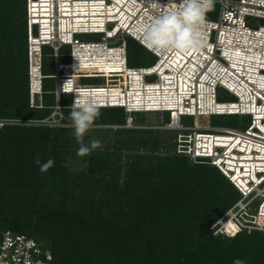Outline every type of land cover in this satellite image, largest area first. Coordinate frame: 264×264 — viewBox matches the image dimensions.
<instances>
[{
    "label": "built area",
    "instance_id": "built-area-1",
    "mask_svg": "<svg viewBox=\"0 0 264 264\" xmlns=\"http://www.w3.org/2000/svg\"><path fill=\"white\" fill-rule=\"evenodd\" d=\"M181 0H26L29 104L42 109L46 79L54 87L52 113L40 127L63 124L75 91L86 92L99 109H123L124 125L143 129L133 114H167L157 130L177 132V154L217 168L240 199L212 227L214 236L264 234V0H215L216 21L200 26L202 42L186 50H149L144 32L152 18ZM83 37H92L84 40ZM129 39L156 59L149 67L129 66ZM53 73L45 75L44 59ZM69 61V62H68ZM177 64V65H176ZM82 80L103 83L82 84ZM152 80H155L152 82ZM71 82L72 91L63 86ZM229 96L234 101H223ZM63 97L70 99L63 104ZM237 116L239 128L204 127L202 117ZM195 119V127L182 118ZM23 122L27 121H21ZM51 124L52 126H49ZM0 264H54L52 252L34 238L7 231L0 242Z\"/></svg>",
    "mask_w": 264,
    "mask_h": 264
},
{
    "label": "trees",
    "instance_id": "trees-1",
    "mask_svg": "<svg viewBox=\"0 0 264 264\" xmlns=\"http://www.w3.org/2000/svg\"><path fill=\"white\" fill-rule=\"evenodd\" d=\"M145 53L129 42V61ZM49 63L45 58V68ZM52 83L45 80L44 107L30 108L26 0H0V120L47 118ZM125 122L123 109H99L92 125ZM118 131L151 151L129 157L123 184L116 161L98 155L77 180L68 166L69 128L0 127V242L7 231L34 238L54 264H264V234L225 238L211 231L240 199L217 168L177 154L176 144L174 155H158L159 130ZM37 157L54 166L41 173Z\"/></svg>",
    "mask_w": 264,
    "mask_h": 264
},
{
    "label": "clouds",
    "instance_id": "clouds-1",
    "mask_svg": "<svg viewBox=\"0 0 264 264\" xmlns=\"http://www.w3.org/2000/svg\"><path fill=\"white\" fill-rule=\"evenodd\" d=\"M215 0H181L179 8H170L162 14L152 18L151 24L144 32V42L149 50L162 52L169 49L178 51L189 50L202 42L200 26L205 23L206 14L213 10ZM71 82L63 86L65 92L72 91ZM75 98L68 114L70 124H63V111L58 107L54 115L59 119L54 121L58 127H71L80 144L77 155L86 156L101 146L99 140H93L90 145L83 143L85 133L90 129L93 121L99 116L98 106L88 98L86 92L75 91ZM47 120H29L24 126L39 127L47 124ZM22 124L20 119H5L0 121V127ZM49 126H52L49 124ZM41 173H46L54 166V161L48 159L41 163L39 157L35 159ZM257 196L264 197V190H257ZM233 264H247L246 260L236 259Z\"/></svg>",
    "mask_w": 264,
    "mask_h": 264
},
{
    "label": "rangeland",
    "instance_id": "rangeland-1",
    "mask_svg": "<svg viewBox=\"0 0 264 264\" xmlns=\"http://www.w3.org/2000/svg\"><path fill=\"white\" fill-rule=\"evenodd\" d=\"M219 15V7L214 4L213 10L209 11L208 19L211 21H216ZM84 40H92V37H83ZM129 42L132 43V40L129 39ZM144 59L142 61H138L136 59V55L129 61V66L131 68H139V67H149L152 66L156 59L152 57L149 53L144 54ZM69 62V61H68ZM50 68L49 71L52 72L53 65L49 63ZM155 80H152L154 82ZM82 84H94V83H103L101 80H82ZM67 97H63V104L65 101L67 102ZM223 101H234L233 98L227 96L223 99ZM70 104V103H69ZM67 104V105H69ZM135 118V123H139V127H143V129H153L157 128V126L162 125L169 121L167 114H133ZM242 118L237 116H223V117H202L199 120V125L201 128L204 127H227V128H239V122H241ZM2 121V120H0ZM182 124L185 127L193 128L195 127V119L190 117L182 118ZM111 126L115 125H92L90 129L85 133L83 138V143L90 145L93 140H99L101 146L86 156L77 155V150L80 146L78 141L75 138L74 131L72 128L70 132V143H72L71 152L72 155L69 156L68 166L73 174L79 176L76 177L77 180L80 176H84L87 172L88 168V158L92 155L98 156H107L112 160L116 161V165L114 167V171H119L121 173L120 179L121 184L124 182V171L129 164V157L136 156L141 154L151 153L149 149L140 148L137 144L131 143V141L127 140L129 135H120L119 129L113 128ZM157 130V129H155ZM161 132L156 134V139L158 142V149L156 153L160 156L174 155V147L177 139V132H169L165 130H159ZM154 137V136H153ZM131 138V137H130ZM133 138V137H132ZM131 138V140H132ZM177 146V145H176ZM177 151V148H176ZM177 153V152H176ZM117 165L119 167L117 168Z\"/></svg>",
    "mask_w": 264,
    "mask_h": 264
},
{
    "label": "crops",
    "instance_id": "crops-1",
    "mask_svg": "<svg viewBox=\"0 0 264 264\" xmlns=\"http://www.w3.org/2000/svg\"><path fill=\"white\" fill-rule=\"evenodd\" d=\"M49 68H50V66L49 65H47L46 66V68H45V65H44V73H45V75H51L52 73H53V68H52V72H48V73H46L47 71H49ZM46 71V72H45ZM44 83H45V81H44ZM53 84V85H52ZM51 84V87H54V83H52ZM52 90V89H51Z\"/></svg>",
    "mask_w": 264,
    "mask_h": 264
},
{
    "label": "flooded vegetation",
    "instance_id": "flooded-vegetation-1",
    "mask_svg": "<svg viewBox=\"0 0 264 264\" xmlns=\"http://www.w3.org/2000/svg\"><path fill=\"white\" fill-rule=\"evenodd\" d=\"M29 80V79H28ZM28 89H29V85H28Z\"/></svg>",
    "mask_w": 264,
    "mask_h": 264
},
{
    "label": "bare ground",
    "instance_id": "bare-ground-1",
    "mask_svg": "<svg viewBox=\"0 0 264 264\" xmlns=\"http://www.w3.org/2000/svg\"><path fill=\"white\" fill-rule=\"evenodd\" d=\"M177 65V64H176Z\"/></svg>",
    "mask_w": 264,
    "mask_h": 264
}]
</instances>
